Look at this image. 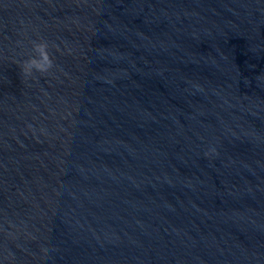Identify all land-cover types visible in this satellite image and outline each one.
I'll return each mask as SVG.
<instances>
[{
  "label": "water",
  "instance_id": "95a60500",
  "mask_svg": "<svg viewBox=\"0 0 264 264\" xmlns=\"http://www.w3.org/2000/svg\"><path fill=\"white\" fill-rule=\"evenodd\" d=\"M0 264H264V0H0Z\"/></svg>",
  "mask_w": 264,
  "mask_h": 264
},
{
  "label": "clouds",
  "instance_id": "9594fccd",
  "mask_svg": "<svg viewBox=\"0 0 264 264\" xmlns=\"http://www.w3.org/2000/svg\"><path fill=\"white\" fill-rule=\"evenodd\" d=\"M32 50L36 54L35 57L29 58L18 66L20 75L25 78L32 77L33 71L43 76L53 67L54 62L49 55L47 43H34Z\"/></svg>",
  "mask_w": 264,
  "mask_h": 264
}]
</instances>
